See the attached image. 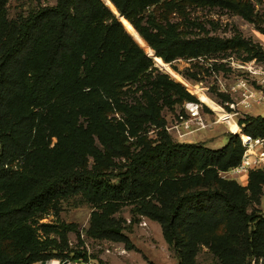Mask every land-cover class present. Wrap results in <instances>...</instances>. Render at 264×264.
Segmentation results:
<instances>
[{"label":"trees","instance_id":"obj_1","mask_svg":"<svg viewBox=\"0 0 264 264\" xmlns=\"http://www.w3.org/2000/svg\"><path fill=\"white\" fill-rule=\"evenodd\" d=\"M9 1L0 0V264L69 257L68 234L76 226L37 225L75 194L95 208L87 231L95 240L132 249L115 217L132 204L137 215L161 225L179 264H194L203 233L221 225L227 234L210 244L221 264H264V216L248 211L246 195V189L258 191L264 173L251 172L246 189L218 176L240 164V138L231 135L219 150L175 142L156 97L171 92L194 98L174 81L157 80L144 92V103H123L120 88L145 73L151 60L102 0H56L10 21ZM110 1L166 62L238 48L247 61L264 60L251 41L190 38L169 22L178 13L190 24L186 10L192 2L217 3L247 17L240 1ZM114 109L126 115L124 124L109 120ZM147 122L161 128L159 142H142L137 150L131 137ZM239 125L245 134L264 137V117H246ZM196 167L202 175L188 180L175 173ZM69 260L89 258L76 251Z\"/></svg>","mask_w":264,"mask_h":264},{"label":"rangeland","instance_id":"obj_2","mask_svg":"<svg viewBox=\"0 0 264 264\" xmlns=\"http://www.w3.org/2000/svg\"><path fill=\"white\" fill-rule=\"evenodd\" d=\"M102 1L114 14L118 12L115 6L116 11L112 9L111 5L113 4L110 0ZM236 1L247 4L244 7L245 14L248 13L247 17L243 13L217 3L192 2L186 10L187 17L191 21L190 24L184 23V15L178 13H173L169 22L177 24L179 29L190 38L205 36L219 37L225 40L241 38L251 41L264 51V0ZM55 4L56 0H10L6 16L9 21L16 20L20 16H27L39 6ZM121 20L127 33L151 60V66L145 73L141 74L135 82L120 88L121 101L127 105L144 103V92L152 89L151 86L156 85L155 82L160 79L180 84L194 98L187 100L179 95H171V92L168 93V96L161 92L156 97L161 115L166 122L165 129L175 142L195 143L211 150H219L228 144L231 135L240 138V129L242 132L244 129V126L239 125L241 120L246 117H264L262 102V98H264V60L253 58L247 61L248 54L242 48L235 49L233 52L227 50L220 54L210 53L196 58L181 57L172 62L162 59L172 71L180 76L181 80H178L156 63L154 58H157L155 57L157 55L146 41L151 51L136 41L134 35L140 36V34L132 24L124 17H121ZM125 22L132 27V31L126 27ZM230 52L231 56H227ZM254 69L258 71L256 75L252 74ZM200 92L212 100L216 107L206 103ZM189 103L201 105L200 115L205 121L204 128L197 129L196 125L191 129L186 128L187 123L192 119L191 113L186 108ZM222 109L233 114L235 120ZM221 112L234 120L237 125L236 129L229 127L220 118ZM108 118L112 123L124 124L126 122V115L117 109L112 110ZM238 126L240 127L239 131ZM160 131L161 128L151 122L144 123L137 134L131 137L135 143L134 148L139 150L142 142L158 143ZM52 142L53 146L56 138ZM98 144L99 142H97ZM120 161L124 163V160ZM92 164L93 162L90 160V165ZM231 169L219 171L218 176L223 180L235 181L245 189L250 185L251 172L262 171L264 173V167H262L234 176L230 173ZM196 170H198L197 167L188 173L179 170H175V173L179 179L188 180L190 176L202 175V172L198 173ZM258 186L256 192L246 189L248 211L254 210L257 214L264 216V183ZM58 209L57 212L52 211L50 214L42 216L37 226L43 223L56 224L59 221L76 226L77 231L68 234V245L72 250L67 254L69 257H65L64 260L52 258L46 264H179L175 253L164 239L161 225L144 216L137 215L132 204L124 205L121 211L115 215L117 219L123 221L124 233L131 240L132 249H127L124 243L95 240L88 236L90 218L95 208L82 195L75 194L63 198L59 202ZM227 232L226 225L205 231L202 238L203 244L194 259V264H221L211 250L210 244L216 242L219 237L225 236ZM55 236L56 234H51V237ZM76 251L87 253L88 262L69 260ZM35 264H42V262Z\"/></svg>","mask_w":264,"mask_h":264},{"label":"built area","instance_id":"obj_3","mask_svg":"<svg viewBox=\"0 0 264 264\" xmlns=\"http://www.w3.org/2000/svg\"><path fill=\"white\" fill-rule=\"evenodd\" d=\"M257 73L258 71L255 69L252 72L253 75H256ZM262 100L264 107V98H262ZM186 108L192 115V119L187 123L186 128L191 129L194 125L197 126V129L204 128L205 121L200 115L201 105L198 103H189ZM222 110L234 119L233 114L227 113L224 109ZM240 132L241 134H239V137L244 148V154L240 164L230 170V173L234 176L248 173L251 169H260L264 167V137L254 138L251 135L243 133L241 129Z\"/></svg>","mask_w":264,"mask_h":264},{"label":"bare ground","instance_id":"obj_4","mask_svg":"<svg viewBox=\"0 0 264 264\" xmlns=\"http://www.w3.org/2000/svg\"><path fill=\"white\" fill-rule=\"evenodd\" d=\"M108 3H110V2H108ZM111 7H112V9H113L114 11H116L113 5H111ZM121 21H122V20H121ZM122 23H123V22H122ZM123 25H124V24H123ZM125 25H126V27L129 28L130 31L133 30L132 27H131L127 22H125ZM124 27H125V26H124ZM134 36H135L136 41H137L140 45L144 46L146 49H148V51H151V49L147 46L145 40H144L141 36H139V35H137V34H135ZM145 48H144V49H145ZM154 59L156 60V63H157L160 67H162V68L165 69L167 72H169L170 74H172V75H173L174 77H176L178 80H181L180 76H178L174 71H172V69H171L166 63H164V61H163L161 58L157 57V58H154ZM200 94H201V97L205 100L206 103H208V104L213 105V106L216 107L215 103H214L212 100H210L209 98H207L206 96H204L201 92H200ZM218 110H219V108H218ZM219 112H220V111H219ZM220 118H221V119H222V120H223V121H224L229 127H231L232 129H236L237 125H236V123L234 122V120H233L231 117H229V116L225 115L223 112H221V113H220ZM54 263H55V262H54Z\"/></svg>","mask_w":264,"mask_h":264},{"label":"water","instance_id":"obj_5","mask_svg":"<svg viewBox=\"0 0 264 264\" xmlns=\"http://www.w3.org/2000/svg\"><path fill=\"white\" fill-rule=\"evenodd\" d=\"M115 14L117 15L118 19L120 20V22L122 23L121 21V17L120 14L118 12H115ZM123 24V23H122ZM42 264H46V262H42Z\"/></svg>","mask_w":264,"mask_h":264}]
</instances>
